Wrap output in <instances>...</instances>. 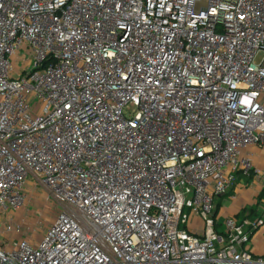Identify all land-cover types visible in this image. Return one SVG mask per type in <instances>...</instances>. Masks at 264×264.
<instances>
[{
  "label": "built area",
  "instance_id": "1",
  "mask_svg": "<svg viewBox=\"0 0 264 264\" xmlns=\"http://www.w3.org/2000/svg\"><path fill=\"white\" fill-rule=\"evenodd\" d=\"M260 53L264 0H0V264H264L215 213L264 184Z\"/></svg>",
  "mask_w": 264,
  "mask_h": 264
},
{
  "label": "crops",
  "instance_id": "2",
  "mask_svg": "<svg viewBox=\"0 0 264 264\" xmlns=\"http://www.w3.org/2000/svg\"><path fill=\"white\" fill-rule=\"evenodd\" d=\"M254 152V159L257 166L264 168V147L252 148ZM33 179H29L27 187L33 188ZM216 211L217 220L219 222V231H223L224 223L228 218L234 217L242 219L243 214L249 215V210L256 209V218L264 216V184L254 178L252 175H243L239 173L236 182L226 192L216 198ZM250 217V221L255 220ZM202 224L201 219L197 216L193 218L191 228L200 227ZM251 251L256 256H264V225L261 226L254 234Z\"/></svg>",
  "mask_w": 264,
  "mask_h": 264
},
{
  "label": "rangeland",
  "instance_id": "3",
  "mask_svg": "<svg viewBox=\"0 0 264 264\" xmlns=\"http://www.w3.org/2000/svg\"><path fill=\"white\" fill-rule=\"evenodd\" d=\"M263 55V53H260L258 55V61L262 59ZM32 182L33 188L35 189L29 190V193H27L25 204L22 207V212H20L21 216L17 215L16 217H21L23 220H25V232L30 233L35 230L34 234L40 236L41 238L42 232L51 224V222L55 218L57 210H55L56 213L54 215L55 211L53 209H50L48 205L44 203L43 199H46L47 197L45 189H43L41 184L36 180H33ZM44 213L47 214L45 218L43 217ZM8 221H12V219H7V222Z\"/></svg>",
  "mask_w": 264,
  "mask_h": 264
},
{
  "label": "trees",
  "instance_id": "4",
  "mask_svg": "<svg viewBox=\"0 0 264 264\" xmlns=\"http://www.w3.org/2000/svg\"><path fill=\"white\" fill-rule=\"evenodd\" d=\"M254 212H256V209H251V210H249V215L248 216H245V213L243 214V218L242 219H240L239 218V220L240 221H243L244 219H247V218H251V219H254V218H256L258 215H255V213Z\"/></svg>",
  "mask_w": 264,
  "mask_h": 264
}]
</instances>
